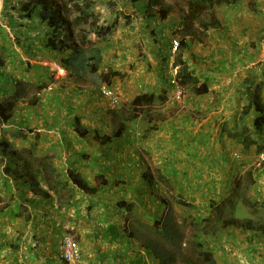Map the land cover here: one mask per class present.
Listing matches in <instances>:
<instances>
[{
    "label": "rangeland",
    "instance_id": "374dc122",
    "mask_svg": "<svg viewBox=\"0 0 264 264\" xmlns=\"http://www.w3.org/2000/svg\"><path fill=\"white\" fill-rule=\"evenodd\" d=\"M95 1L98 5L96 11L101 14L103 20L111 22L117 15L119 18L115 35L109 42L103 44L106 57L105 65L112 66L115 70L126 74L125 78L116 79L112 86L120 97V104L117 108L132 106V102L136 99L133 95L141 91V89L134 90L131 88L136 86L133 83L136 80H141L143 83L158 80L161 84L160 96L168 98L164 104H158L149 109L143 107L153 115L155 123L151 125L143 120L144 113L142 112L144 109L139 107L140 104L136 103L137 106L131 109L133 110L131 113L137 116L129 127L134 130L130 137H135L136 143L132 152L136 155L140 154L148 168H156L158 166L156 165V155L151 154L149 156V149L144 148L141 142L145 143L148 140L147 143L150 141L154 143V137L150 139V134L153 133L151 131L158 128V120L164 116L160 113L163 112L164 114V111H170V115H172V111L179 112L181 110L179 106L182 105L185 96L178 97L175 95L174 89H171L177 69L173 67L175 56L171 53L170 46L174 39L181 41L182 32L172 28V25H177L176 21L181 19V12H187V0H163L164 3L160 7L171 8H168L170 15L166 20H162L159 16L154 17L153 13L151 14L148 10L133 6L130 0ZM108 2H111L110 7ZM21 3L22 0H0V54L4 60L3 67L7 71L5 73L7 76L12 74V77H19L18 79L24 77L26 81L30 82H36L41 77L44 81L50 79L48 90H42L38 95L39 98L42 100H46L45 97L50 98L48 93L50 95L62 94L63 103L75 111L71 113L78 115L81 125L91 132L88 139L83 142L77 140V145L82 147L81 149L87 147L89 151L92 147L88 146H94L98 138L110 132V128L114 129L112 119L114 107L100 94V87L103 85L100 82V76L98 75L94 79L97 85L90 84V79L85 83L77 82L75 79L69 78V73L67 77L60 73L58 69L60 66L50 53L41 50L40 53L27 54L22 47L27 42L26 38L42 40L41 33H44L46 29L44 26H37V20L22 19L23 17L19 14ZM153 12L156 15L157 9ZM215 12L221 21L225 18L228 20V23L225 22L229 26L227 30L233 34V37L230 35V38H234L242 46L246 42L247 47L255 53L256 60L252 62L253 65L249 71L253 69L259 71V68L262 67L264 69V0H242L232 6L219 4ZM183 26H185L184 23ZM167 27L172 30H167ZM213 31L215 30L207 34L203 43L205 48L213 47L211 41L215 35ZM210 37L212 38L209 39ZM199 44L195 43L190 47L184 54L185 59L196 61L194 51ZM221 44L225 48L226 41ZM1 48L5 51H2ZM209 51L212 52L210 49ZM213 55L215 56V53ZM12 56H15L16 62H10ZM18 63L46 67L49 68V72L44 75L45 72L41 68L34 71L23 69L24 67L18 69ZM0 71L3 72V69ZM6 75L1 78L4 81L0 83L2 88H5L11 80V76L6 77ZM62 75H64L63 79L60 77ZM150 90L148 89L147 92ZM161 92L168 95L171 93V95L166 97ZM35 93L34 89L33 94L35 95ZM185 94L186 96L193 95L191 92ZM31 100H33L32 97ZM168 101L171 102L170 105L167 103ZM94 107L104 108L102 115L92 110ZM180 121L184 120L178 118V122ZM171 122L176 123L175 120ZM171 122L166 123L167 125L171 124L170 126L161 124L158 131L180 125V123L173 125ZM233 122L234 119H231L224 123L223 119L219 121L210 118L209 114L195 116L193 124L187 125L192 128L193 136H183V144L180 145L181 140H179L176 146L185 145L186 142H189V145L195 144L198 135L195 130L198 125H201L203 129L206 128L203 130L205 135L198 137L199 140H203L204 156L197 161V166H186L185 164H183V168L178 165L174 166L172 169L175 168L176 173L181 175H177L175 178L172 176L170 185L157 184V186L154 185L155 187L142 185L139 194H137L138 178L134 176L130 183L132 187L136 186V192L131 191L125 194L120 191V184L113 182V186L119 189V192L115 193L117 196H123L122 198L125 200L143 198L149 204L148 208L139 207L138 213H135V210L134 213L137 217L132 216V218L122 210L117 213L114 209L110 211L113 212L108 216L110 221L115 222L122 231L121 233L126 236L116 243L107 241V239L96 241L94 232L86 231L92 228L97 231L100 226L99 221L104 226L103 215L91 208L89 203L85 202L83 205V202L79 201L80 197L78 198V207L84 210L82 216L80 215L75 219L76 213L73 216L68 212V209L62 211L66 217L62 218L60 222L57 219L53 222H58L57 228L62 229L61 232L64 236H71L79 243L82 253L80 264H160L162 260H168L166 264H189V262L194 261L203 264V261L200 260L205 251L213 254L217 264H264V235L254 231L264 225V207L262 206L264 204V176L258 174V171L264 168V163L259 162V155L263 149L261 148L262 151H259L260 145H258L249 151L251 153L244 152L242 145L229 137L228 129H232ZM224 126H228V129L225 130ZM98 132L101 134L100 137ZM160 138L163 141L166 140L165 136H159ZM29 144L30 142L24 145ZM199 144L201 143L199 142ZM240 148L242 152L239 151ZM236 154L246 156L248 154L252 166L248 167L247 163L234 165L233 161L242 160V157L237 159ZM246 167L249 168L248 171ZM249 172L251 175L248 174ZM169 177L171 178V175ZM25 191L28 193V198L36 197L30 188ZM156 197L163 198L165 205L159 207L162 201L155 199ZM178 199L191 204V207L179 205ZM104 201L109 204L112 203L108 202L109 200L106 198ZM3 204L5 203L1 205ZM87 206H90L91 209L87 210ZM15 209L17 210V205L12 203L11 210L14 211ZM55 209H57L56 206L51 209L49 205H44L33 222L50 221L53 218H58L59 215L55 211H59ZM16 214H11V217H15ZM128 215L131 221L127 219ZM204 220H207V223L202 222L203 224H201L200 221ZM225 220H233L235 223L228 225L224 223ZM8 222L10 219L1 213L0 235H5L2 224ZM17 222L20 221L17 220ZM130 222L134 223L136 237H131L132 232L128 231L131 226ZM156 222H159L160 225H156ZM69 223H75V226L70 228ZM243 223L247 226L249 224L254 226L245 228L241 226ZM162 229L163 231H160ZM164 229L169 230L172 234L169 237L166 236ZM51 233L54 234L55 232L51 231ZM60 236L62 235H58L57 238ZM200 236H203L201 240L204 242L205 250L199 249L196 244ZM142 244H148L150 249L145 251L140 247ZM8 252L11 251L7 247H3L0 251V257L9 258L10 254L5 256V253ZM114 254H117L115 255L116 258ZM115 260L117 261L114 263Z\"/></svg>",
    "mask_w": 264,
    "mask_h": 264
},
{
    "label": "trees",
    "instance_id": "16d2710c",
    "mask_svg": "<svg viewBox=\"0 0 264 264\" xmlns=\"http://www.w3.org/2000/svg\"><path fill=\"white\" fill-rule=\"evenodd\" d=\"M240 1L242 0H187L188 10L184 17L185 26L182 31L180 46L173 61V67L177 69L174 81L184 92H191L196 96H205L209 93L208 83H202L203 78L195 68L189 65L184 54L193 44H203L210 31L222 29V22L215 12L219 4L232 6ZM108 3L110 7L111 2ZM130 3L139 9L148 10L151 14L153 13L154 17L159 16L162 20L168 19L170 15L168 9L170 7H160L164 3L163 0H130ZM21 4L19 14L23 17L22 19L37 20V26L41 25L46 29L44 33H41L42 40L31 37L26 38L27 42L22 47L27 54L33 55L40 53L41 50L50 53L56 59V63L69 73V78H73L77 82L85 83L90 79V84L97 85L94 79L99 75L102 84L112 87L116 79L125 78V73L115 70L112 66L105 65L104 58L103 44L109 42L115 35L119 25L118 15L111 22L103 20L101 14L96 11L98 5L95 0H22ZM155 9H157L156 15L153 12ZM2 37H5V35H2ZM1 50L5 51L2 48ZM3 62V56L0 54V69H5ZM10 62H16L15 56H12ZM22 68H26L28 71L41 68L45 72L44 75L49 72V68L32 66L29 63H20L18 69ZM248 73L239 88L240 93L246 97V105L241 110L238 124H235L232 129H228L229 137L241 144L244 152H249L253 147L260 145L259 140L264 135V69L263 67L259 68V71L253 69ZM5 75V71H0V83L4 82L1 78ZM6 77L9 76L6 75ZM10 79L12 82L5 88L0 86V98H2L0 101V214L8 210L12 203H15L18 207V213L15 217L24 220L26 223H32L42 211V207L47 204L51 209L56 206L57 211L61 212L55 211L59 215L57 221L60 222L62 218L66 217L62 211L71 210L74 207L78 208L77 192H81L85 197H91L98 191L105 193L108 189H112L113 182H110L111 179L108 177L112 167L100 164L98 174L94 177L97 186L92 187L86 178L82 176L78 167L79 163L91 157L88 152L74 151L69 162L70 165L66 168L67 170H63L56 166L55 156H51V152L38 155L34 145L22 149L16 147L14 142H31L33 139L35 144L39 142V135H31L33 131L27 128L29 127L28 122L25 123V126L20 115L19 122L13 119L16 115L14 111L21 100L26 107L34 109L33 107L41 101L38 95L50 86V79L44 81L41 77L36 82L26 81L24 77L15 80L11 76ZM34 89L36 91L35 95L33 94ZM36 96L37 98H34ZM164 101H166L165 97L154 93H145L136 97L132 102L133 107L114 108L112 110L114 129L111 134H105L101 137L99 136L101 135L100 132H98L100 138H98L97 143L107 146L118 142L123 135L128 134L130 123L137 118L135 114L131 113L133 111L131 109L137 106L136 103L144 109L142 112L144 113L143 120L150 125L153 124L155 120L147 109L160 105ZM71 112L75 111L69 109L64 118L60 117L65 126L71 130L70 133L66 130L61 132L64 137L59 142H63V144L78 143L77 140L83 142L90 135L87 129L81 125L79 116L72 117ZM54 119H52V124L49 122L45 126L50 128L49 130L57 129L58 122ZM154 130L156 131L157 128ZM48 137L52 141L54 140L53 137L49 135ZM260 146L259 151H262L261 148L263 149V147ZM248 174L251 175V172ZM158 177L161 181H158ZM158 177L154 176L148 168L144 171L143 177L139 179L136 186L139 188L142 185L148 187H155L157 184L170 185V181L166 176L159 174ZM27 188L32 190L34 196H36L35 198L27 197L28 193L25 191ZM121 191L126 194L127 192H133V189L121 188ZM102 195L99 197L101 200H91V202L101 201V211L104 213L103 223L109 225L99 228L93 235L96 237V241L107 239V241L110 240L116 243L126 236L121 233L122 231L116 223L110 224L108 217L110 211L112 209L118 212L122 210L132 218V216L137 217L135 213H138L140 208H148L149 204L143 198H140V200H125L122 196L116 198V195L106 198L109 202H112L109 204L105 203V198ZM155 199L162 201L159 207L165 205L163 198L156 197ZM89 200L85 199L84 201ZM79 201H82V199L80 198ZM2 203L5 204L1 205ZM178 204L191 207V204H187L182 199H178ZM262 206L264 207V204ZM89 209L91 208H87V210ZM129 215L128 220H130ZM202 222L207 223V220L200 221L201 224H203ZM34 223L36 222L32 224ZM224 223L232 225L235 222L225 220ZM130 224L128 231L132 232L131 237H136L134 223L130 222ZM156 225H160V223L156 222ZM241 226L246 228L254 225L249 224L247 226L243 223ZM160 231H163V229ZM254 231L264 235V225ZM164 232L168 237L172 234L167 229H164ZM201 234H203V231H201ZM202 237L200 236L196 244L199 249L205 250L203 247L204 242L201 240ZM14 247L16 248V246ZM140 247L145 251L150 249L148 244H142ZM137 261L140 262V260ZM167 261L162 260L160 264H166ZM200 261H203V264H217L213 254L209 251L203 252ZM189 264H199V262L194 261L189 262Z\"/></svg>",
    "mask_w": 264,
    "mask_h": 264
},
{
    "label": "crops",
    "instance_id": "0c3cea01",
    "mask_svg": "<svg viewBox=\"0 0 264 264\" xmlns=\"http://www.w3.org/2000/svg\"><path fill=\"white\" fill-rule=\"evenodd\" d=\"M185 13L186 12L184 11L181 12V19L176 21L177 25L175 26V24H173L172 28L182 32V29L184 28L183 23ZM221 22L222 29L213 31L215 35L213 36V38H209H212L211 41L213 43V47L205 48L203 44H199L194 51L196 61L194 62L192 59L190 61V59L186 58V61L189 63V65L192 68H195L197 73L200 74L204 79H202V83L207 82L209 84V93L205 96H186L185 94L182 105L179 106V108L181 109L179 112L172 111V115H170V111H164V114L163 112L160 113L164 116L160 120H158L159 126L157 130L151 131L149 129V131L153 132L150 134V139L154 137V143L152 141H150V143H147L148 140L145 143L141 142V145L144 148L147 147V150L149 149V156L151 154H154L157 158L156 165L158 166L156 168L149 167V171L156 177H158L159 174L166 176L170 181L169 183H171L172 176H174L173 178H175V176L181 175L180 173H176L175 168L172 169L174 166L178 165L180 168H183V164H185L186 166H197V161L201 160V158L204 156L205 150L203 148L204 145H202L203 140H199L198 137H203L205 135L203 134V130H205L206 128L203 129L201 125H198L197 129L195 130L196 134H198L196 143L189 145V142H186L185 145L180 146L181 144H183L185 136H193L192 128L187 125L193 124L194 117L209 114L210 118L218 119L219 121L223 119L224 123L230 121L231 119H234L232 126L233 128L235 124H238L241 116V110L247 102L246 97L242 93H240L239 88L242 84L241 82H243V78H245L246 76L245 74L249 72L251 65H253L252 62L256 60V55L252 50H250V48L247 47L248 45L246 44V42H244V45L242 46L241 43L236 42L234 38H230V35L231 37H233V34L230 33V30H227L229 26L226 24L228 23V20L226 18ZM168 29L169 28L167 27V30ZM225 41L226 46L225 48H223L224 46L221 43ZM209 49L212 50V52H210ZM214 53L215 56L213 55ZM104 58L106 60L105 54ZM156 63L158 64V62ZM198 63L200 66L198 65ZM11 67L13 68L12 65ZM58 69H61V67H58ZM3 71H6V69H3ZM64 75L60 77H67L68 72L66 71ZM9 76H12V74H9ZM12 78L16 80L19 77L13 76ZM10 81L11 80H9V84ZM133 83L136 86L131 87L132 89H141V91L136 92L133 95L134 97H137V95L145 92L160 95L159 89L161 87V84L158 80L146 83H143V81L141 80H136ZM172 87L171 89L173 90L174 87ZM148 89H151L150 92H147ZM161 93L166 97L171 95V93L169 95L163 92ZM173 93L174 92L172 91V94ZM47 95H49L50 98L45 97L46 100L41 99V101L33 107L34 109H29L28 107H26V105L23 104L22 100L19 102L18 107L14 111L16 115L13 119L16 122H19L20 115L22 117V121H24V125L26 122H28L29 124L27 125H29V127L27 128L33 131L31 135H39V142L35 144V140L33 139V141L30 142L29 145H24L28 144L29 142L19 141L14 142L15 146L22 149L34 145L38 155H45L46 153L51 152V156H55L56 166L63 170H67L66 168L68 167V165H70L69 162L74 151L82 153L88 152L91 157L88 158V160L79 163L80 165H78V167L80 168L82 176L86 178L87 182H89L92 187L97 186L94 177L98 174L100 168L99 165L104 164L107 167H112V169L110 170V174H108V177L111 179L110 182L120 184L122 189L131 187L134 192L136 186L132 187L130 182L133 180L134 176H137L139 183V179L143 177L144 171L148 169V167L144 163L142 156L140 154L136 155L134 152H132V149L134 150L136 143L135 137L130 136L131 133L133 135L134 130L130 129L128 134L123 135L118 140V142H114L110 145L102 146L99 143H96L94 146L90 145L88 147H92V149L89 151L87 150V147L85 149H81L82 147L80 148L77 145L78 143L75 142L63 144V142H59V140L63 139L64 137V134H62L61 132L66 130V132L70 133L71 130L65 126V123L63 125H60L63 122L60 117L64 118L65 114L69 110V107L67 106V104L63 103L62 94L50 95L48 93ZM1 99L2 98H0V101ZM52 101L53 103H50ZM166 101H164V103ZM178 102H180V100H178ZM20 103H22L23 105ZM167 103H169V105L171 104L170 101H168ZM103 109L98 107L92 108V110L101 115L102 111H104ZM165 115L167 116L165 117ZM73 116L75 115L72 114V117ZM178 118L184 121L178 122ZM52 119L58 121V125H60V127L57 126V129L53 128L49 130L50 128H47L45 126L49 122L50 124H52ZM172 120H175L176 123L171 122ZM167 122H171L173 123V125L180 123V125L178 127L174 126L175 128H163L162 131H158L160 125L163 123L166 124ZM24 125L22 126L24 127V129H26V125ZM168 125L170 126L171 124ZM224 129L227 130L228 126H224ZM55 130H57V132H55ZM112 130L113 129L110 128V132H107L106 134H111ZM87 132L91 134L88 129ZM48 135L53 137L54 140L52 141L51 139H49ZM159 136H165L166 140L163 141L161 138L159 139ZM158 140H160V142H157ZM179 140H181V143L180 145L176 146ZM260 140L261 141L259 144L263 147L264 152V135L261 136ZM199 142L201 144H199ZM240 150L242 152L241 148L239 149V151ZM226 157L228 158V156ZM241 157L242 160L233 161L234 165L236 163H247L248 167L252 166L250 165L252 163H250L249 161L248 154L247 156L241 154ZM248 167H246L247 171L249 169ZM258 172L259 175L264 176V168ZM170 175L171 178L169 177ZM160 177H158V181H161ZM139 189H141V187L137 188L136 191L138 192L135 191L137 194H139L140 192ZM117 192H119V189L112 186V189H108V191H105V193L98 191L94 196L92 195L91 197H85L81 192H77L76 198L80 197L82 199L81 202H83V205H85V199H90L89 202L87 201V203H89L91 208L95 209L97 213L103 215V222L104 213L101 211V201L91 202V200H101V198L99 197H101L103 193L104 194L102 196H104V198L112 197L113 195H116L115 193ZM117 197L118 196L116 195V198ZM105 203L107 202L105 201ZM90 206L87 207L90 208ZM82 211L84 210L81 207H74L71 210L68 209V212L71 215L75 216L74 213H76L75 219H77V217H80V215L82 216ZM115 212L117 213L118 211ZM16 213H18V207L17 210L15 209L14 211H12L10 207L3 213L4 216H7V218L10 219V222L2 224L5 235H0V251L3 247H7L11 252L5 253V256L10 254V256H8L9 258L0 257V264H64L60 257V244L65 236L62 234V230L60 228H57L58 224H55L53 222L57 218H53V220L51 219L50 221H37L36 223L32 224L33 222L26 223L20 218L11 217V214L14 215ZM111 213L113 212H110L109 215ZM17 220L20 222H17ZM98 223L100 224L99 228L109 225L108 223H104L103 226L101 221H99ZM114 223L115 222L110 221V224ZM74 224L75 223H69L68 225H70L71 228L75 226ZM51 231H54L55 233L52 234ZM86 231L91 233L95 232L93 228ZM58 235L62 236L57 238ZM50 242L52 243L51 245L49 244ZM14 246H16V248Z\"/></svg>",
    "mask_w": 264,
    "mask_h": 264
},
{
    "label": "built area",
    "instance_id": "2783aa9c",
    "mask_svg": "<svg viewBox=\"0 0 264 264\" xmlns=\"http://www.w3.org/2000/svg\"><path fill=\"white\" fill-rule=\"evenodd\" d=\"M179 46H180V41L178 39L172 40L171 53L174 56L176 55ZM172 84L176 96L178 97L185 96L184 90L180 86H178L174 80ZM100 92L101 95L104 98H106L113 107H117L120 104V97L116 92V90H114L112 87H109L107 85H102L100 87ZM235 157H237V159H240L241 155L236 154ZM259 162L264 163V152L260 153ZM60 254H61V259L66 264H80L81 255H82L81 248L78 242L75 241L73 238L67 236L61 241Z\"/></svg>",
    "mask_w": 264,
    "mask_h": 264
},
{
    "label": "clouds",
    "instance_id": "9594fccd",
    "mask_svg": "<svg viewBox=\"0 0 264 264\" xmlns=\"http://www.w3.org/2000/svg\"><path fill=\"white\" fill-rule=\"evenodd\" d=\"M173 80H174V78H173ZM173 80H172V81H173ZM103 85H106V84H103ZM185 93H186V92H185ZM100 94H101V92H100ZM102 97H103V96H102ZM105 99H106V98H105ZM114 108H116V107H114ZM65 237H67V236H65ZM65 237H64V238H65ZM69 237H71V236H69ZM64 238H63V239H64ZM71 238H72V237H71ZM63 239H62V240H63ZM73 239H74V238H73ZM74 240H75V239H74ZM75 241H76V240H75ZM78 244H79V243H78ZM81 256H82V255H81ZM60 257H61V254H60ZM61 260H62V259H61ZM62 261H63V260H62ZM64 264H66V263L64 262Z\"/></svg>",
    "mask_w": 264,
    "mask_h": 264
},
{
    "label": "bare ground",
    "instance_id": "6f19581e",
    "mask_svg": "<svg viewBox=\"0 0 264 264\" xmlns=\"http://www.w3.org/2000/svg\"><path fill=\"white\" fill-rule=\"evenodd\" d=\"M59 70H60V73H61V74H65V72H66V71L63 70V69H59Z\"/></svg>",
    "mask_w": 264,
    "mask_h": 264
}]
</instances>
